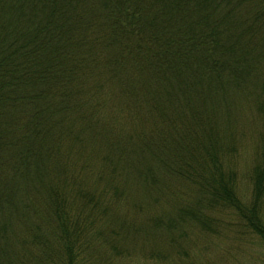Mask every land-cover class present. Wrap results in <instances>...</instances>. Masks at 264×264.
<instances>
[{
	"label": "trees",
	"instance_id": "obj_1",
	"mask_svg": "<svg viewBox=\"0 0 264 264\" xmlns=\"http://www.w3.org/2000/svg\"><path fill=\"white\" fill-rule=\"evenodd\" d=\"M263 208L264 0H0V264H200Z\"/></svg>",
	"mask_w": 264,
	"mask_h": 264
},
{
	"label": "rangeland",
	"instance_id": "obj_2",
	"mask_svg": "<svg viewBox=\"0 0 264 264\" xmlns=\"http://www.w3.org/2000/svg\"><path fill=\"white\" fill-rule=\"evenodd\" d=\"M250 141L245 140L243 147L240 150L239 158H237L236 169L239 174L237 178L238 194L240 197L247 199L249 195L248 173L252 167L256 151L253 146H250ZM264 219V208L262 211ZM197 239V238H196ZM199 240V241H198ZM197 244L192 249V253L196 254L200 264H264V246L253 237L246 240L244 248L238 247V242L232 240L231 235H228L226 240L221 243V246L214 245L215 243L206 242L205 239L198 237ZM209 243V244H207ZM240 245V243H239ZM207 249L204 251V247ZM222 247V248H220ZM204 251V252H203ZM152 256V252H146V256ZM141 256H134L123 261H116V264H153L149 259ZM261 260V261H259Z\"/></svg>",
	"mask_w": 264,
	"mask_h": 264
}]
</instances>
